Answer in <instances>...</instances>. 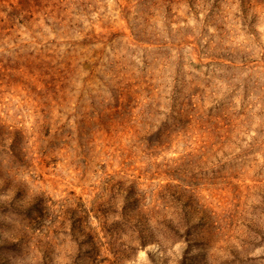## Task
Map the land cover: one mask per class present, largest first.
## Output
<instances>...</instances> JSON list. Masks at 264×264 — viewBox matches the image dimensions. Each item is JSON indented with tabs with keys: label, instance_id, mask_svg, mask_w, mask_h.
<instances>
[{
	"label": "rangeland",
	"instance_id": "obj_1",
	"mask_svg": "<svg viewBox=\"0 0 264 264\" xmlns=\"http://www.w3.org/2000/svg\"><path fill=\"white\" fill-rule=\"evenodd\" d=\"M0 7V264H264V0Z\"/></svg>",
	"mask_w": 264,
	"mask_h": 264
},
{
	"label": "trees",
	"instance_id": "obj_2",
	"mask_svg": "<svg viewBox=\"0 0 264 264\" xmlns=\"http://www.w3.org/2000/svg\"><path fill=\"white\" fill-rule=\"evenodd\" d=\"M10 6L12 7L11 9H12V11L10 12V15H13L14 16V14H15V7H14V5H11L10 4ZM4 9H2V7H0V13L3 11ZM18 23L20 24V25H22L23 23H24V21L22 22V20L20 19V20H18ZM119 193H120V191H119ZM133 193H134V191L133 190H131V189H128V191H126V195L124 196V199L125 198H132V196H133ZM130 200V199H129ZM161 234V238H162V240L164 241V242H168L169 240L170 241H174V240H178L179 238H181V236L179 235V231L176 229V228H173V229H169V230H163V232L162 233H160ZM152 233H149L148 235H146L145 234V239H138V242H139V244H140V246H145V245H147V243H149L151 240H154L153 238H152ZM155 241V240H154Z\"/></svg>",
	"mask_w": 264,
	"mask_h": 264
}]
</instances>
